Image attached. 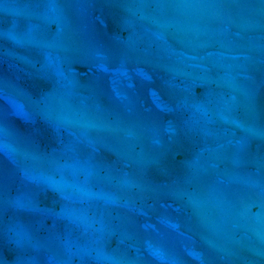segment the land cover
Segmentation results:
<instances>
[{"label":"water","instance_id":"obj_1","mask_svg":"<svg viewBox=\"0 0 264 264\" xmlns=\"http://www.w3.org/2000/svg\"><path fill=\"white\" fill-rule=\"evenodd\" d=\"M0 264H264V0H0Z\"/></svg>","mask_w":264,"mask_h":264}]
</instances>
